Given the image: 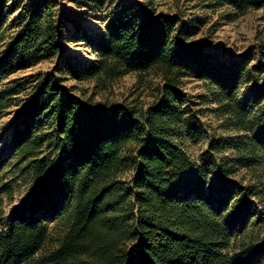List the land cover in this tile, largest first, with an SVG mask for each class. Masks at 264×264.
<instances>
[{"label":"trees","instance_id":"trees-1","mask_svg":"<svg viewBox=\"0 0 264 264\" xmlns=\"http://www.w3.org/2000/svg\"><path fill=\"white\" fill-rule=\"evenodd\" d=\"M10 1L0 0V41L17 8ZM90 1L103 13L93 35L56 0H20L19 28L0 54V119L23 89L2 80L26 61L59 56L65 21L94 56L61 54L9 124L0 264H264V42L225 54L155 0ZM210 1L237 15L264 8V0ZM128 73L160 78L147 107L93 103L62 84L69 75L105 86ZM187 75L206 88L202 99L216 104L225 133L196 159L184 141L206 132L181 87ZM240 170L245 183L234 178ZM22 178L28 191L6 210Z\"/></svg>","mask_w":264,"mask_h":264},{"label":"rangeland","instance_id":"rangeland-1","mask_svg":"<svg viewBox=\"0 0 264 264\" xmlns=\"http://www.w3.org/2000/svg\"><path fill=\"white\" fill-rule=\"evenodd\" d=\"M58 7L64 10L65 17L79 21L87 32L93 35L102 25L99 16L103 13L97 11L90 0H56ZM16 4V10L10 14L5 25V37L0 41V54L5 51L6 46L19 28V5L20 0H11ZM157 9L174 13L181 11L182 18L190 25L197 28L194 40H202L207 43L211 50L223 51L225 54L240 53L259 41L264 42V8H256L237 15L235 9L228 5H214L210 0H155ZM67 32L65 39L61 41L63 50L59 54H67L76 57L81 61L93 62L94 56L90 49V43L85 39L71 36L73 27L69 22H64ZM78 33H75V35ZM59 56L52 58L40 57L26 61L25 65L9 76L4 78L1 86H13L21 82L23 89L12 96L11 105L5 109L0 119V134L5 137L0 140V151L5 148L9 141V124L16 116V112L26 102L28 94L32 91L37 75L40 73L53 72L59 63ZM160 78L148 75L140 78L135 73L125 74L112 82L102 84L95 78L87 80H76L69 75L63 77L62 84L65 87H72L73 93L83 100L92 98L93 103L97 102H121L129 105L147 107L151 104L156 87ZM181 87L187 96L188 103L195 110L203 123L206 135L201 139H186L184 147L193 159L198 154L208 148L211 138H219L225 133L220 128V119L215 113L216 104L212 101H203V96L207 90L196 77L192 75L184 76ZM244 90L239 92L241 98ZM5 150H7L5 148ZM7 152V151H6ZM5 152V153H6ZM227 151L226 154H230ZM246 172L240 170L234 178L243 181ZM129 176L128 174L126 175ZM214 178L215 176L212 175ZM27 179V178H26ZM25 179V180H26ZM19 181L16 186L12 202L6 205V210L18 203L22 196L28 191V181Z\"/></svg>","mask_w":264,"mask_h":264}]
</instances>
